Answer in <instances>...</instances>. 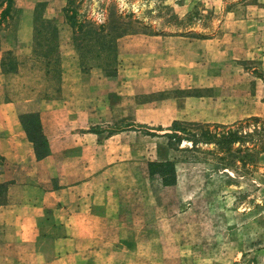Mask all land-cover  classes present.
Here are the masks:
<instances>
[{
	"label": "rangeland",
	"instance_id": "1",
	"mask_svg": "<svg viewBox=\"0 0 264 264\" xmlns=\"http://www.w3.org/2000/svg\"><path fill=\"white\" fill-rule=\"evenodd\" d=\"M66 5L15 0L1 27L0 83L18 99V112L53 110L68 100L75 117H105L92 131L138 132L139 160L148 162L149 172L151 163L175 164L174 185L155 175L146 190L147 208L156 212L150 219L155 232L144 245L153 240L155 249L140 250L142 261L264 264V155L246 168V149L238 152L237 144L221 154L214 145L170 147L164 137L174 121L237 126L252 116L264 119V0H84L82 16L97 24L121 23L119 15L132 24L135 33L118 40L116 76L106 75L98 58L87 73L82 70ZM47 19L63 36L51 57ZM7 51L16 59V73L2 71ZM63 52L79 69L68 92ZM88 81L94 85L83 86ZM31 90L38 97L28 100ZM153 112L175 118L158 131L161 126L142 122ZM146 132L163 138L150 140Z\"/></svg>",
	"mask_w": 264,
	"mask_h": 264
},
{
	"label": "crops",
	"instance_id": "2",
	"mask_svg": "<svg viewBox=\"0 0 264 264\" xmlns=\"http://www.w3.org/2000/svg\"><path fill=\"white\" fill-rule=\"evenodd\" d=\"M70 58L62 53L65 92L78 81ZM17 101L0 83V264H156L138 256L155 249L153 240L144 243L156 212L147 208L151 176L139 160V133L92 131L105 117H75L63 100L37 111L48 141L38 157L44 151L29 139ZM156 114L142 122L163 129L175 118Z\"/></svg>",
	"mask_w": 264,
	"mask_h": 264
},
{
	"label": "trees",
	"instance_id": "3",
	"mask_svg": "<svg viewBox=\"0 0 264 264\" xmlns=\"http://www.w3.org/2000/svg\"><path fill=\"white\" fill-rule=\"evenodd\" d=\"M14 3L15 0H0V30L11 17ZM83 5L84 0H67V5L63 9L66 22L74 31L73 43L78 51L82 70L87 73L91 69L89 67L90 60L98 58L106 75L116 76L118 73L117 65L119 64L118 40L135 33L130 26L132 24L130 22L128 24L124 23L122 15L117 17L118 20H121V23L110 21L97 24L86 16H82L81 9ZM107 11H112V5ZM110 16L113 18L112 13H110ZM43 24L49 36L48 38L45 37L46 43H49L47 48L50 53L47 54L50 57L51 55L55 56L59 53L58 30L48 19ZM50 37L53 39L51 42ZM17 68L16 59L12 56V53L5 52L2 61L3 73H16ZM20 117L29 139L36 143V150L40 146L41 150L44 151L43 153L38 152V157H43L47 153L48 141L42 134L40 113L21 114ZM245 127L246 131L244 130ZM141 128L146 127L142 126ZM158 131H163V129L160 128ZM146 135L158 136L155 133L147 132ZM164 137L168 138L170 147L178 149L183 142L191 143L194 150L200 149V146L214 145L218 153L221 154L230 153L237 144L238 152H241L243 148L246 149V168L258 155H264V119L258 116L246 118V121L237 126L174 121L172 126L167 129ZM1 163H4V158L0 156ZM150 175L152 178L159 175L166 186H172L177 181L175 164L171 161L151 163Z\"/></svg>",
	"mask_w": 264,
	"mask_h": 264
}]
</instances>
